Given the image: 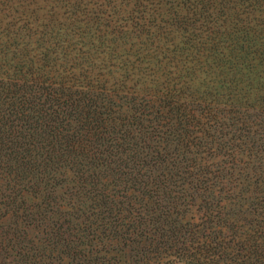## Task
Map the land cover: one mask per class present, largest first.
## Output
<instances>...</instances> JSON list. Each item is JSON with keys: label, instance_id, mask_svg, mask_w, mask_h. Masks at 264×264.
Here are the masks:
<instances>
[{"label": "trees", "instance_id": "16d2710c", "mask_svg": "<svg viewBox=\"0 0 264 264\" xmlns=\"http://www.w3.org/2000/svg\"><path fill=\"white\" fill-rule=\"evenodd\" d=\"M0 264H264V0H0Z\"/></svg>", "mask_w": 264, "mask_h": 264}]
</instances>
